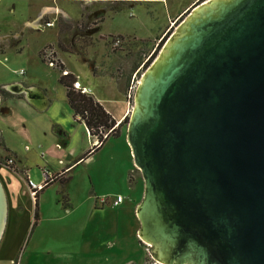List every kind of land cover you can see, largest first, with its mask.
<instances>
[{"label":"water","instance_id":"obj_1","mask_svg":"<svg viewBox=\"0 0 264 264\" xmlns=\"http://www.w3.org/2000/svg\"><path fill=\"white\" fill-rule=\"evenodd\" d=\"M130 115L139 236L158 264H264V0L192 8ZM6 211L0 184V229Z\"/></svg>","mask_w":264,"mask_h":264},{"label":"rangeland","instance_id":"obj_2","mask_svg":"<svg viewBox=\"0 0 264 264\" xmlns=\"http://www.w3.org/2000/svg\"><path fill=\"white\" fill-rule=\"evenodd\" d=\"M189 1L109 0L107 4H101L96 0H58L54 3L62 9L79 19L84 15L87 20L67 26L56 21L53 28L48 27L41 33L20 31L19 23L22 18L36 13L42 4L53 3L52 0H0V129L5 136L0 141V150H3L0 180L9 204L8 225L0 242V264H158L149 244L136 235L133 211L124 212L121 208L104 205L101 198L98 200L99 195L95 196L100 192L109 193L104 196L110 198L118 192L125 195L139 193L136 188L130 189L120 170L114 168L116 147L121 146L125 138H111L101 152L66 169L76 159L69 156L70 148L81 147L86 137L82 128L71 121L66 90L58 78L64 71L70 72L68 68L82 76L92 70L110 80L109 84L98 77L85 78L106 102L122 95L118 86L125 84L123 95L133 110L142 76L189 13L171 29L178 18L161 41L164 30L174 12ZM104 4V20L93 26L96 24L94 15L100 16L99 6ZM90 24L92 30L88 32L86 29ZM40 28L41 25L37 27ZM15 30H18V36L14 34ZM117 33L122 34L118 35L122 43L113 47L112 40ZM45 42L55 43L39 50ZM154 52V57L144 68L143 64ZM48 60H53L55 67L49 66ZM60 64L64 65V70ZM12 81L20 84L8 85ZM27 85L35 87V94L45 93L54 100L49 111L57 106L59 118L71 131L68 134L70 143L64 145L60 137L54 140L52 135L55 133L47 123L49 114L29 110L22 102V98L30 93L26 92ZM9 86L12 88H7ZM130 86L133 88L129 98ZM92 95L97 99L95 93ZM107 106L112 104L107 103ZM114 107L118 105L114 104ZM130 116L121 127L126 141ZM60 136L64 137L63 134ZM56 142L59 145L53 147ZM5 143L15 150L17 167H25L36 183L42 182L44 170L54 176L60 173L54 178L55 182L36 194L37 203L30 194L24 174L13 170V164L8 167L10 152L4 151ZM42 149L44 157H41ZM62 169L64 172H60ZM139 173L142 200L144 179ZM130 185H134L132 181Z\"/></svg>","mask_w":264,"mask_h":264},{"label":"crops","instance_id":"obj_3","mask_svg":"<svg viewBox=\"0 0 264 264\" xmlns=\"http://www.w3.org/2000/svg\"><path fill=\"white\" fill-rule=\"evenodd\" d=\"M53 3H45V4H42V7H40V9L32 14V15H28L27 17L25 18H22L20 23H19V30L20 31H27V30H37V31H41L44 32L46 31V29L48 27H51L53 28L55 26V23L56 21H62L63 24H68V25H73L74 22H82L83 20L86 21L84 19V15L81 16V18H77L76 16L72 15L71 13H68L66 10L62 9L58 3H54L55 1H58V0H52ZM98 3H105L107 4L109 2V0H96ZM115 1H118V0H115ZM119 1H122V0H119ZM197 0H190L187 4H185L184 6H182L181 8H178L174 14H173V17L171 18L172 20L170 21V24L166 27V29L164 30V32L168 29V27H170L178 18H180V16L183 18L186 14H188L190 12V10H192V8H194L195 6V2ZM90 3V2H89ZM195 3V4H194ZM105 4L104 5H101L99 6V11L100 12V16H95V20H96V24H93V21H91L90 23L93 24V26H96L99 24V22H102L104 20V11L106 9L105 7ZM194 4V5H193ZM88 5V4H87ZM47 8L49 11L47 14H43L41 12L42 8ZM190 8V9H189ZM51 9V10H50ZM189 9V10H188ZM54 10H61L62 11V14H59L57 12H54ZM188 10V11H187ZM187 11V12H186ZM185 12V13H184ZM96 13V12H95ZM184 15V16H183ZM47 17V19H45ZM181 18V19H182ZM179 19L177 21V23L181 20ZM47 20V21H46ZM49 20V21H48ZM51 20V21H50ZM55 20V21H54ZM14 22V21H12ZM48 23H52V25H48ZM177 23L172 27L175 28ZM41 25L42 28L40 29H37V27ZM54 25V26H53ZM67 26V25H66ZM65 26V28H66ZM69 28H71V26H69ZM91 28V24L89 25V27L86 29L88 30V32H91L92 28ZM15 32L14 34L16 36H18L19 32L18 30H15L13 31ZM13 32H10L11 35H13L12 33ZM162 32V31H161ZM165 33L162 34V36L164 35ZM90 35V34H89ZM116 35H122L120 33H117ZM103 36V35H101ZM100 36V37H101ZM59 40H60V37H59ZM58 40V41H59ZM55 42H45L43 43L42 45H40L39 47V50H41L44 46L48 45V44H54ZM58 55V59L61 60V62L66 66V64L64 63V61L60 58V55L57 53ZM40 58V56H39ZM41 59V58H40ZM42 61V60H41ZM101 67V66H100ZM68 68V67H66ZM69 71L71 73H73L76 77H77V80L80 82L81 86L83 87H87L88 88V94H93L95 93L96 96H97V100L105 107V109L114 117V119L116 120L117 124H120L121 122L124 121L125 117L126 116H129L130 113H131V109L132 107L129 105V103L126 101V99L124 98V95H123V90H124V86L125 84H122L121 87L118 86V90L119 92L122 94L114 99H110L109 101H105L106 99L100 97V95L97 93V90H95L92 85H91V81H88L86 80L85 78L88 76L89 79L91 78H96L98 77L99 80L103 79V81H106L107 83L110 84V80L103 77V76H100L98 74H95L94 71L91 70V72H89L88 70V75L86 74V76H82L80 73H76L74 70L68 68ZM86 80V81H85ZM121 81H123L121 79ZM15 82V83H14ZM20 84L19 82L17 81H12V83L8 84V85H12V84ZM7 88H12L11 86L7 87ZM35 87H33L32 85H27V89H26V92H30L29 94H26V98L24 96V98H22V102L25 104V106L29 109V110H32V111H36V112H40V113H44V114H49V117L47 119V123L48 125L51 127L52 126V132L55 133V135H52V137L54 138V140H57L59 137V139H62L63 140V143L65 145V143H70L71 139L68 138V134L70 131V129L68 128V126L66 125V122L61 120L59 118V111L57 110V106L56 108L53 109V111H49L50 108L52 107L53 105V102L54 100L52 98H50V96L46 95L45 93H41V94H35L34 91H35ZM39 91V90H38ZM1 100L0 99V104H1ZM68 102V100H67ZM107 103L109 104H112V106H107ZM114 104H117L118 107H114ZM71 113H72V119L71 121L73 122V124L79 126L82 128L83 132L85 133V137H86V142L81 146L79 147L77 145L76 147V150L74 149V147L70 148V153L69 156H71L72 158H76L75 160H73V162H71L69 165L66 166V169L72 165H74L75 163H77L79 161V158L84 154H82L81 156H79V154H81L82 151L86 150L85 152H87L94 144L97 143V140L95 137H92L90 136L89 134V131L88 129L86 128L85 124L83 122H79L77 121V119L74 118L73 116V111L71 109ZM67 128L69 129L68 132L67 131ZM56 129V130H55ZM58 132V133H57ZM66 132V133H65ZM64 135V137H61L60 135ZM71 136H72V133H70ZM111 138H114V137H110L108 138L105 143L96 151L92 154V156L96 153H99L102 151L103 147L105 146V144L107 143V141H109ZM121 139V138H125V142H122L121 143V146H117L116 147V150H117V153L115 154V158L117 159L116 162H115V165H114V168L115 169H119L121 174H122V177H125V180H127L128 182V185H129V188L130 189H138L139 193H136V194H123L122 192H118L117 194H120L124 197V201L122 204L118 205V206H114L112 204H107L108 206L110 207H114V208H121L120 211H124V212H127V211H133V217L134 219L136 220V223H137V227H136V235L139 237L138 239H140V236H139V225H140V221L138 219V216H137V208L140 204V202L142 201L140 196H141V183L139 182V170L137 169V167L135 166V163H134V159H133V155H132V150L130 148V146L128 145V142L126 141V137H125V134L123 133V129H121V133H120V136L119 137H116L115 139ZM2 139H5V136H4V133L3 131L0 129V141ZM55 144L59 145V143H54L53 147L55 146ZM73 144V143H72ZM5 148L4 151H7V152H10L9 153V158H11L13 160V170H15L16 172H21V174L23 173L24 174V180L26 181V177H25V173H26V169L25 167H22L21 169H19L17 167V155H16V152L15 150H13V148H11L9 145H7V143H5ZM3 151V150H2ZM0 150V157H3L2 155V152ZM48 152V151H47ZM74 154V155H73ZM45 155V151H43V149L41 150V157H44ZM79 156V157H78ZM106 157V156H104ZM89 158V157H88ZM62 168V167H61ZM65 169H62L60 172H64ZM12 172V171H10ZM28 172V171H27ZM13 173V172H12ZM22 174V175H23ZM64 176V174H63ZM32 179V178H31ZM56 179L52 180L49 182V185L50 186L53 182H55ZM131 181L133 182L134 185H130L131 184ZM2 182V181H1ZM27 182V181H26ZM14 183V182H13ZM13 183H11L13 185ZM28 185V184H27ZM4 186V185H3ZM47 186V187H48ZM29 189V188H28ZM45 189V188H44ZM5 190V189H4ZM44 191V190H43ZM43 191H41L40 193H42ZM5 193H6V197L8 196L6 190H5ZM104 194H109L107 192H100L98 194H95L96 195H99L98 198H100L101 196H104ZM116 194V195H117ZM34 201V200H33ZM7 205H8V211H9V204H8V201H7ZM117 214H119V212L116 210L115 211ZM15 218V217H14ZM8 225V213H7V221H6V226H5V230H4V233L6 231V227ZM4 233H3V236H4ZM3 239V238H2Z\"/></svg>","mask_w":264,"mask_h":264},{"label":"trees","instance_id":"obj_4","mask_svg":"<svg viewBox=\"0 0 264 264\" xmlns=\"http://www.w3.org/2000/svg\"><path fill=\"white\" fill-rule=\"evenodd\" d=\"M198 2L196 4H198ZM181 18L182 17H180L179 19ZM177 21L175 22V24L177 23ZM169 28L170 27H168V29ZM167 30L164 32L165 34L162 36L163 38L161 37L162 38L161 41L164 40L168 32H170V30L168 32ZM155 52L143 64L144 68L148 66V63L154 57ZM59 67L64 70L63 64H60ZM58 80L66 90V97L68 100V104L73 111L74 118L77 119V121L83 122L85 124L86 128L89 131L90 136L97 137L98 139L97 143L94 144L87 152H85L79 158V161L82 159L85 160L88 157H90L94 152H96L105 143V141L108 138L110 137L116 138L120 136L121 127L123 126L124 123L127 122L128 116H126L124 121L118 124L115 127V129H113L108 134V136L104 138L102 133L104 131H108L117 123L114 117L105 109V107L92 94L83 93L74 87V82L77 81V77L73 73L68 72L67 74H62L59 76ZM43 190L44 188L42 189V191ZM37 201H38V197H36L35 202L37 203ZM35 218H37V216H35Z\"/></svg>","mask_w":264,"mask_h":264},{"label":"built area","instance_id":"obj_5","mask_svg":"<svg viewBox=\"0 0 264 264\" xmlns=\"http://www.w3.org/2000/svg\"><path fill=\"white\" fill-rule=\"evenodd\" d=\"M48 25H52V23H48ZM120 43H122V40L121 38L116 35L113 40H112V46L113 47H116L118 45H120ZM48 65L49 66H52V67H55V62L53 60H48ZM140 69V68H139ZM138 69V70H139ZM68 72L67 71H64V74H67ZM134 81V80H133ZM74 87L77 89V90H80L81 92L83 93H88V88L87 87H83L81 86L80 82L77 80L76 82H74ZM133 87L130 86V92L128 94V97L130 98L131 95V89ZM118 124L116 123L115 126H113L112 128H110L108 131H104L102 134H103V137L106 138L108 136V134L113 130L115 129V127L117 126ZM101 129V128H100ZM96 140L98 141L97 137H95ZM11 164H13V160L11 158L8 159L7 161V165L8 167L11 166ZM60 173H57L54 174L51 173L50 171L48 170H44L43 171V180L41 183H36L35 181H33L30 177V174L26 171L25 173V177H26V181H27V184H28V188H29V191H30V194L32 196L33 199H35L36 197V194L41 192L42 189L44 188V186H46L50 181L54 180V178H56L57 176H59ZM101 198V199H100ZM100 198H98V200L100 199L101 200V203L104 204V205H107V204H112L114 206H118L120 204L123 203L124 201V197L120 194H117L116 196H114L113 198H110V197H107V196H101Z\"/></svg>","mask_w":264,"mask_h":264},{"label":"bare ground","instance_id":"obj_6","mask_svg":"<svg viewBox=\"0 0 264 264\" xmlns=\"http://www.w3.org/2000/svg\"><path fill=\"white\" fill-rule=\"evenodd\" d=\"M48 11L49 10L47 8H43L42 9V13L43 14H47ZM54 12H58L59 14H62V12L60 10L59 11L54 10ZM0 184H1V188H2V191H3V195H4V198H5V201H6V209H7L6 214L4 216V220H3L4 221L3 227H1V229H0V242H1V240L3 238V233H4V230H5V226H6V221H7L8 205H7L6 193H5L4 186H3V183L1 182V180H0Z\"/></svg>","mask_w":264,"mask_h":264}]
</instances>
